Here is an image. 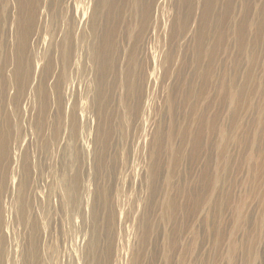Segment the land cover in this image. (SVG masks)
I'll return each mask as SVG.
<instances>
[{
  "label": "rangeland",
  "instance_id": "rangeland-1",
  "mask_svg": "<svg viewBox=\"0 0 264 264\" xmlns=\"http://www.w3.org/2000/svg\"><path fill=\"white\" fill-rule=\"evenodd\" d=\"M14 1L0 264H264V0Z\"/></svg>",
  "mask_w": 264,
  "mask_h": 264
},
{
  "label": "bare ground",
  "instance_id": "bare-ground-1",
  "mask_svg": "<svg viewBox=\"0 0 264 264\" xmlns=\"http://www.w3.org/2000/svg\"><path fill=\"white\" fill-rule=\"evenodd\" d=\"M22 1V0H21ZM20 0H15L14 2H15V6L16 7H18V6H21V2ZM23 1H25V0H23ZM87 1H89V2H91V0H87ZM98 1V0H97ZM132 1V3L134 4V6H136V0H131ZM21 2V3H20ZM35 2L36 3H38L39 2V0H35ZM23 3H25V2H23ZM97 3V2H96ZM108 3H112V1L111 2H109L108 0H99L98 1V3L97 4H93V3H91L89 6H88V8H87V15H88V19H86L85 21H86V23H87V29L86 30H83L82 32H81V34L80 35H78V37H76L75 38V41H72V48H73V50L75 51V53H76V55H75V62H76V64L77 65H79V66H81V62H82V60H81V57H80V51L83 49V48H86L87 47V44H88V39H87V35H88V33H90L91 31H93L94 29H93V26H95V25H97L98 23H97V18H98V16H101L102 17V14H104L103 13V11L106 9V10H108ZM212 4V0H208V3H207V7H209L210 5ZM31 5L29 4V1H27V3H26V10H32V9H30L29 7H30ZM38 6V5H37ZM133 6V7H134ZM134 9H135V7H134ZM106 10H105V12H106ZM167 11V9L166 8H160V10H158V13L160 12V18H163V14H164V12H166ZM27 12V11H26ZM77 14V13H76ZM157 16V15H156ZM85 19V18H84ZM164 20V19H163ZM28 22V21H27ZM170 22V21H169ZM161 23V22H160ZM160 28V27H159ZM162 30V29H161ZM66 34V33H65ZM104 33H102L101 35V41H102V43H104L105 42V40H106V38H108V34H105V35H103ZM64 35V34H63ZM159 34H157V36H156V38H155V40H156V44L158 45L159 44V49H158V52H159V58L160 57H164V44L163 43H161V40H160V38H159ZM65 37H66V35H65ZM67 38V37H66ZM66 38H63L64 40L66 39ZM163 47V48H162ZM104 49V46L102 45L101 46V48L99 49V53L102 51ZM152 51V50H151ZM150 53V52H149ZM163 57H162V59H163ZM151 59V58H150ZM89 60H90V62L92 61V60H96V57L94 56L93 58H90L89 57ZM101 60H103L102 61V65H106V62H107V58H106V55H105V52H104V54H103V57L99 60V61H101ZM161 64V63H160ZM101 65V64H100ZM103 70V69H102ZM156 74H157V72H156ZM147 75V74H146ZM68 76H66V78H67ZM85 77V76H84ZM148 77V76H147ZM69 78H70V76H69ZM67 80V79H66ZM69 80V79H68ZM67 82V81H66ZM70 82V81H69ZM69 84V83H68ZM89 84L90 85H95V82L93 81V80H89ZM67 86V85H66ZM69 91V90H68ZM149 107H150V104H148V105H146L145 107H144V110H148L149 109ZM143 129V128H142ZM142 129H141V131H142ZM140 131V132H141ZM144 131L145 130H143V133H144ZM138 132V131H137ZM146 139V138H145ZM140 140V139H139ZM146 141V140H145ZM140 142H142V141H140ZM143 149H145V146L144 147H141L140 148V152H142V150ZM131 195V194H130ZM129 199V198H128ZM131 199V198H130ZM129 202V201H128ZM123 207V206H122ZM133 223V222H132ZM79 229V228H78ZM82 230V229H81ZM70 231V230H69ZM77 231V230H76ZM72 232H73V230H72ZM129 232H130V230H129ZM73 234V233H72ZM72 234H71V236H72ZM79 234L80 235H84V233H83V231H80L79 230ZM121 236H122V234H121ZM121 236H120V238H121ZM70 239V238H69ZM78 241H79V239H77ZM85 240V238L82 240V241H84ZM72 241V240H71ZM130 242V241H129ZM74 244H75V242H73ZM130 246V245H129ZM73 247V246H72ZM74 248V247H73ZM75 248H77L78 250H82L83 249V246H82V243H77V246L75 247ZM76 250V249H75ZM79 251V252H80ZM82 252V251H81ZM82 255V254H81ZM128 256V255H127ZM81 257V256H80ZM121 260H123V259H121ZM133 262V261H132ZM122 263V262H121ZM119 264V263H118Z\"/></svg>",
  "mask_w": 264,
  "mask_h": 264
}]
</instances>
